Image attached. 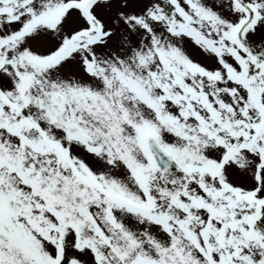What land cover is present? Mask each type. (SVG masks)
<instances>
[{
  "label": "snow or ice",
  "instance_id": "snow-or-ice-1",
  "mask_svg": "<svg viewBox=\"0 0 264 264\" xmlns=\"http://www.w3.org/2000/svg\"><path fill=\"white\" fill-rule=\"evenodd\" d=\"M0 264H264V0H0Z\"/></svg>",
  "mask_w": 264,
  "mask_h": 264
}]
</instances>
